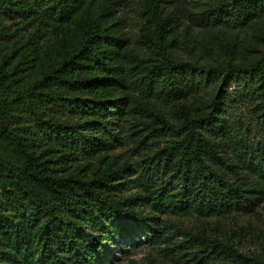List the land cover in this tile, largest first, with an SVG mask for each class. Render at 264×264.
<instances>
[{"label": "trees", "instance_id": "16d2710c", "mask_svg": "<svg viewBox=\"0 0 264 264\" xmlns=\"http://www.w3.org/2000/svg\"><path fill=\"white\" fill-rule=\"evenodd\" d=\"M188 4L143 0L131 38L123 0H0V264H107L171 226L199 263L245 256L178 220H264V0Z\"/></svg>", "mask_w": 264, "mask_h": 264}, {"label": "rangeland", "instance_id": "374dc122", "mask_svg": "<svg viewBox=\"0 0 264 264\" xmlns=\"http://www.w3.org/2000/svg\"><path fill=\"white\" fill-rule=\"evenodd\" d=\"M206 0H188L189 6L199 7ZM124 5V27L131 38H135L139 31V24L143 20L142 6L143 0H123ZM190 23L191 29L197 30L198 25L193 21L190 22L188 17L180 18L179 29L185 27L186 23ZM239 33L243 39L251 33L250 30L235 32ZM234 84H231L230 90ZM240 112L247 114V110L240 107ZM242 110V111H241ZM239 112V111H238ZM239 112V113H240ZM169 136L159 137L156 141L158 145H163ZM132 144H124L117 151L130 153ZM262 212V210L260 211ZM261 214L252 216L230 215L219 218L202 219L197 216L183 217L178 220L180 225L188 229L199 230L207 228L214 235H227L240 246L245 256H240L234 260H225L223 263L211 261L204 264H264V235L259 233V229H264V220ZM242 226H245L243 229ZM251 226V228L249 227ZM249 227V228H248ZM174 234L172 242H155L141 234L140 239L132 245L126 246V252L116 249V257L112 256L107 264H202L196 260L190 259V256L184 254L183 250L173 248L177 244H181L185 239L184 235L174 228H170Z\"/></svg>", "mask_w": 264, "mask_h": 264}]
</instances>
